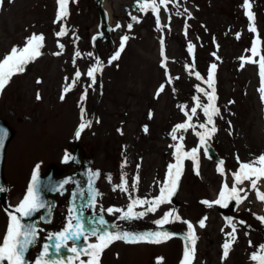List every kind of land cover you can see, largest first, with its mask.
I'll list each match as a JSON object with an SVG mask.
<instances>
[{"label":"rangeland","instance_id":"374dc122","mask_svg":"<svg viewBox=\"0 0 264 264\" xmlns=\"http://www.w3.org/2000/svg\"><path fill=\"white\" fill-rule=\"evenodd\" d=\"M156 2L159 22L151 8H139V4L150 5L152 0H105L114 46L101 43V50L106 53L101 77L103 92L80 140L94 155L95 165L106 174V210H120L106 214L110 219L151 232L172 223L177 230L188 232L184 221L191 223L197 237L191 264H255L250 257L264 245V231L260 230L264 229V222H256L255 230L246 237L244 228L238 227L240 211L236 214L224 207H202L199 201L212 199L225 184L230 189L239 162H250L264 154V101L259 92L264 0H249V9L244 7V0H168L165 5ZM57 11V0H0V61L14 46L23 48L26 38L33 34L44 37L42 54L27 64L23 73L14 75L0 93V117L14 130L3 167L10 184V206L18 201L37 165L38 170H45L49 163L62 157L97 94L87 75L95 65V51L89 44L99 22L94 0H73L68 5L67 18L60 21H56ZM247 11L253 14L252 21ZM250 25L255 31L249 30ZM61 27L67 34L58 37ZM125 36L128 39L121 51ZM254 42L256 56L251 51ZM58 44L64 46L63 50ZM77 51L79 57L75 56ZM118 51L119 58L111 60ZM213 64L219 114L213 116V124H207L203 107H197L195 98L201 106L208 103L204 92L213 91L207 83ZM77 71L81 73L79 80L65 93L64 88L73 83ZM196 73L201 79L196 78ZM161 86L163 91H159ZM197 87L204 92H198ZM194 107L197 111L192 115ZM185 113L192 115L193 127L177 131V139L173 140L174 126L188 120ZM202 123L208 130L213 125L217 129L207 138L216 157L199 143L196 133L205 131L199 127ZM177 143L182 144L184 151L198 149L199 175L193 161L185 159L170 203L160 205L155 212H147V205L136 206L134 213L143 215L123 218L133 199L152 200L159 195L168 165L175 163L172 146ZM220 161L223 175L217 172ZM122 177L127 181V191L118 187ZM237 187L244 189L239 193L241 197L246 193L240 203L247 201L246 221L251 223L250 213L264 217V202L257 199L249 181ZM257 187L264 193V179ZM168 211H175L180 219L170 218L169 223L158 225L156 221ZM7 214L0 207V243L9 223ZM202 219L205 226L201 228ZM229 220L236 225L235 240L224 258L223 245L231 240ZM181 255L182 243L177 238L158 244H124L116 240L103 250L99 264H177ZM30 264L35 263L31 260Z\"/></svg>","mask_w":264,"mask_h":264},{"label":"snow or ice","instance_id":"6c2138e0","mask_svg":"<svg viewBox=\"0 0 264 264\" xmlns=\"http://www.w3.org/2000/svg\"><path fill=\"white\" fill-rule=\"evenodd\" d=\"M168 0H159L160 5H165ZM58 11L56 16V21H60L66 19L68 16V5L69 0H57ZM244 7L249 9L251 5L249 4V0H244ZM139 8L141 11H146L148 8H151V11L157 14V20L159 22V14H158V6L156 0H152V3L139 4ZM246 15L248 16L249 21L254 19L251 11H247ZM133 20H137L136 17H132ZM55 22V21H54ZM137 22H139L137 20ZM119 27V25H117ZM131 28V24L129 25ZM250 31H255V28L250 25ZM65 27H61L60 31L56 33L58 37L66 35ZM239 38V35H237ZM128 37L125 36L121 40V51L123 50L124 43L127 41ZM43 35L33 34L31 37L26 38L25 46L23 48H17L14 46L10 53L6 54L2 61H0V93L3 92L6 85L10 82L11 78L19 73H23L25 71V67L30 62L34 61L37 57H39L42 53L40 49L43 47ZM163 45V41H161ZM58 47L63 50V45L58 44ZM192 45H189V52L192 51ZM252 55H257V47L256 42L253 44ZM55 55H59L60 53H54ZM80 52H76L75 56L79 57ZM90 55V54H89ZM120 52L118 51L115 55L111 57V60H117L119 58ZM75 62V59H74ZM111 62V61H109ZM252 62V61H249ZM164 66V65H162ZM260 67V76H261V87L259 92L261 93V100L264 101V56L261 57L259 62ZM216 65L213 64L209 69L207 83L209 88H213V73L215 71ZM100 62L97 61L96 65L90 67L87 71V75L92 78L93 83H95V73L99 72ZM81 76L80 71L75 73V77L73 83L64 88V92H68L74 86L75 82L79 80ZM196 78L201 79L200 74L196 73ZM39 83V81H37ZM159 91H163V86ZM198 92H204V89L197 87ZM207 96L208 103L206 105L201 106L199 104V100L197 99V107H203L204 116L207 118V124H213V116L219 114V109L215 106V90L211 93L204 92ZM84 97L82 96L81 99ZM37 99H40L39 94H37ZM61 99H64L63 94L61 95ZM183 111V107L181 109ZM197 111V108L194 107L191 109L192 115H194ZM151 115V114H150ZM188 117L187 122L180 123L174 126L171 136L173 140L177 139L176 132L179 130L187 131L189 128H192L193 125L190 123L192 120V115L185 113ZM90 125L81 123L79 128L77 129L75 135L77 137L80 136L81 132ZM199 127L201 129H205L204 132H197L196 135L200 138L201 146H204L206 143V139L210 138L212 134L216 132V127H213L208 130L206 129L205 124H200ZM147 127H145L144 131L147 132ZM7 135V132L4 129H0V147H3L4 137ZM183 140V137H180ZM175 148L174 158L175 163L168 165V172L163 182V185L160 188V193L158 196L153 198L152 200H141V199H133L132 202L128 205L127 211L123 214V218H134L143 213H134L133 209L136 206H144L147 205V212H155L160 205L167 204L171 202L172 196L175 194L180 177L183 171V161L185 159H191L194 164V168L196 170V174L199 175V164L197 157V148H192L190 151H184L183 146L180 143L172 146ZM69 159H72L68 154L64 157V162H68ZM238 162H239V158ZM37 170H34L31 177V182L28 185L26 190V194L24 198L20 201L19 205L14 209V212L9 213V223L7 226V230L5 235L3 236L2 243H0V264H25V253L28 251L29 247L33 245L38 236V229L33 224H24L21 222L23 218H30L35 212L39 211L41 208L47 207L45 203H43L38 195V183H39V174ZM217 172L221 175L224 174L223 169V161H220L217 166ZM98 175V173H97ZM234 183L231 188L227 184L223 185L219 198L209 202L202 201V203L208 205L209 207L212 204L221 205L223 207L228 206V202L231 200H235L237 204L241 203L243 199H246L245 196L241 197L239 195L240 192H243V188H238V185L243 184L245 181H249L250 187L252 190L256 192L257 199L261 202H264V193L260 192L257 185L258 182L264 179V154H261L259 157L255 158L250 162H239V169L236 173L233 174ZM138 180V177L136 178ZM70 181L65 180L58 187L52 186L50 190L61 191L64 188V185L69 183ZM121 191H127V181L122 177V183L118 186ZM136 187V182L134 181L132 184L133 190ZM115 190V189H114ZM5 191L4 188L0 187V192ZM73 210L70 209V213ZM109 213L113 211H120L119 209H107ZM17 213L19 215H17ZM170 218L179 220L180 217L176 215L175 211L165 212L163 218L161 220L156 221L158 225H164L169 223ZM76 217H71L66 225V227L59 233L55 234L56 243L54 245L55 252L57 254L60 253L62 248H67L69 253L74 254V256H69L67 258L66 264H74L75 261H79V264H99V257L104 249H106L112 242L116 240H123L126 243H140V242H148V243H162L171 238V234L166 231H156L145 234H131V233H113V232H102L97 235V230L95 228L92 229L91 234L96 236L95 243H88L89 235L84 231L82 224L77 220L76 223H73ZM262 222H264V217H258ZM99 225H104L105 221L101 217L98 222ZM187 224L188 234L186 239L189 240L192 244V247H185L184 258L181 261V264H191L192 258L195 253V241L197 237L195 236V232L193 229V225L187 221H184ZM228 224L232 228V232L229 233L231 240L226 242L223 245L224 249V258L227 257L228 251L230 248L231 241L235 240V231L236 225L232 220L228 221ZM199 226L202 228L205 226L204 220L199 221ZM81 237L84 240V246H78L76 243H73L71 247H67V242L70 240L79 241ZM48 239H53L52 235L48 236ZM50 245H44L43 250L40 254V258L35 262V264H64V261L60 259H47L50 255ZM87 256V260L81 259V256ZM251 260L256 262V264H264V245H260L257 252L253 253L250 257Z\"/></svg>","mask_w":264,"mask_h":264},{"label":"flooded vegetation","instance_id":"af4514ba","mask_svg":"<svg viewBox=\"0 0 264 264\" xmlns=\"http://www.w3.org/2000/svg\"><path fill=\"white\" fill-rule=\"evenodd\" d=\"M80 145L82 146V148H84V153L86 155H92V153H90L85 145L83 143H80ZM68 154V153H67ZM64 158H62L57 164H54V172L56 176H61L65 171H73L74 168H69V163L68 162H61ZM84 159L82 158L81 161H83ZM100 176L101 173L99 172V176L96 178V180L94 181V187H95V195L92 199V206H88L87 205V201H88V192L85 191L84 192V197H82L81 199H79V202L81 203V208L84 211V213L86 214V223L83 226L84 231L89 235V240L88 243H94L96 242V236L91 234V231L93 228H95L97 230V235L101 234L102 232H115V233H119V229L113 227L111 228L110 226L112 225H116V226H120L121 228L124 227L125 225L120 224L119 222L116 221H109V217L106 214V207H104L103 204V196H102V187H100ZM30 183V182H29ZM27 184V188L28 185ZM74 187L73 184H69L65 187V190L62 193H56L54 195L55 198V204H54V212H53V220H52V225H54L55 227H57V229L60 228H65L69 219L71 217H74L73 215V211L70 213V204H69V198L71 196V189ZM27 190V189H26ZM232 204V206H234V204H236L235 202H228ZM104 207V208H103ZM243 215L247 214L246 212L242 213ZM103 218L105 221L104 225H99L97 222L100 218ZM254 222L257 220L256 216L253 217L252 219ZM75 220H73L74 223ZM242 221L244 222V220L242 219ZM109 222L113 223L110 224ZM119 224V225H118ZM245 224V222L243 223ZM247 227H249L250 229H252L251 225H247ZM46 229L45 226H42V231L44 232ZM72 241V240H71ZM80 243V245H84V240L81 237V239L78 241Z\"/></svg>","mask_w":264,"mask_h":264},{"label":"water","instance_id":"95a60500","mask_svg":"<svg viewBox=\"0 0 264 264\" xmlns=\"http://www.w3.org/2000/svg\"><path fill=\"white\" fill-rule=\"evenodd\" d=\"M95 5H96L97 10H98L99 15H100L99 28L101 30L100 35H102V33L106 29L109 30V26L107 25V23H108V21H107V13H106V11L104 9V6H103V0H95ZM98 35L99 34H96L93 37V41H92V45L93 46H96L95 43H94V40H95V38L98 37ZM107 37H109V36L107 35ZM97 56H98V60L97 61L100 62V68H101V66H102V57H101V53H100L99 50H97ZM99 72L95 73V76ZM94 105H95V103H94ZM94 105H93V107H94ZM89 119H90V115L87 117V120H89ZM82 123H85L86 124V122H82ZM0 129H4L7 132V135L4 137V140H3V147H0V187H2V188L5 189V183H4V181L2 179V175H1L2 162H3L5 147H6L7 143L9 142V140L11 139V137L13 136L14 130L8 125V123L3 118H0ZM205 145L207 146V148L210 151H212V148L210 147V145H209V143L207 141H206ZM72 158H73V160H75L76 162H78L77 155L76 154ZM50 179H51L50 178V174H46L44 176H39V183L41 181L42 187H41V190L38 187V195H39V197H40V199H41V201L43 203H44V201H50V199L48 197V193H47L49 190L44 187V186H47L48 185V183L50 182ZM39 183H38V186H39ZM5 192L6 191L0 192V196L3 197L4 194H5ZM46 205H47V207L41 208L39 210V211H41V215H42V220L43 221H47L50 218V213H51L50 204L48 205V203H46ZM12 212H14V210ZM76 213H78V212H76ZM37 214H38V211L35 212L30 218H23L21 220V222L24 223V224H33V225L37 226V222H38V215ZM17 215H19V214L17 213ZM77 215L79 216V213ZM138 234H140V233H138ZM35 243L33 245H31L29 247L28 251L25 253V258H24L25 259V264H27V262H28V254H29V251L35 245ZM52 243H53V241H50V242H48L46 244L52 246ZM49 251H50V255H49V257H47V259H60V260L64 261V264H66L67 258H68L66 251L61 250L60 253L57 254L52 249V247H50ZM39 258H40V256L37 258V260Z\"/></svg>","mask_w":264,"mask_h":264},{"label":"bare ground","instance_id":"6f19581e","mask_svg":"<svg viewBox=\"0 0 264 264\" xmlns=\"http://www.w3.org/2000/svg\"><path fill=\"white\" fill-rule=\"evenodd\" d=\"M104 3H105V1H104ZM105 7L107 8V5L105 4ZM108 13H109V10H108Z\"/></svg>","mask_w":264,"mask_h":264}]
</instances>
